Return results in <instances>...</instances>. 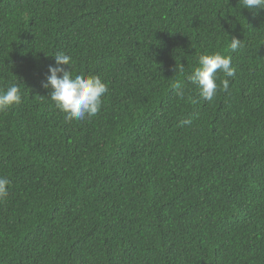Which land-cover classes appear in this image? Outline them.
I'll use <instances>...</instances> for the list:
<instances>
[{"label":"trees","instance_id":"1","mask_svg":"<svg viewBox=\"0 0 264 264\" xmlns=\"http://www.w3.org/2000/svg\"><path fill=\"white\" fill-rule=\"evenodd\" d=\"M58 52L73 76L107 84L97 115L68 121L50 100ZM217 52L236 74L219 73L229 87L208 102L188 77ZM13 83L22 102L0 113V264H264V11L0 0V90Z\"/></svg>","mask_w":264,"mask_h":264},{"label":"clouds","instance_id":"2","mask_svg":"<svg viewBox=\"0 0 264 264\" xmlns=\"http://www.w3.org/2000/svg\"><path fill=\"white\" fill-rule=\"evenodd\" d=\"M238 4L241 9L264 11V0H238ZM241 46V41L235 37L231 38L232 51H236ZM53 58L55 65L49 66V75L42 86L45 89H51L50 100L55 107L65 114L68 121H84L97 115L101 111L102 98L108 92L107 84L98 75L73 76L72 71H67L65 68V66L71 68L72 57L64 52L56 53ZM198 65L188 79L198 88L200 98L211 102L221 85L225 91L229 87L228 79H222L220 84H217L219 73H223L225 77H234L236 74V69L232 66V57L218 52L203 54L198 58ZM174 71L183 73L185 67L176 63ZM171 87L178 97H184V88L180 82L173 83ZM21 102V89L17 84L13 83L6 89L0 90V113ZM190 123L191 121L188 120L181 122L182 125ZM9 184V179L0 175V202L8 196Z\"/></svg>","mask_w":264,"mask_h":264}]
</instances>
